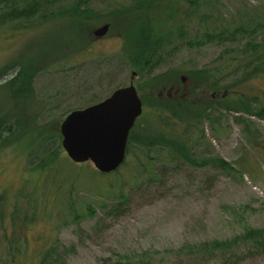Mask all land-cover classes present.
<instances>
[{
	"label": "rangeland",
	"instance_id": "obj_1",
	"mask_svg": "<svg viewBox=\"0 0 264 264\" xmlns=\"http://www.w3.org/2000/svg\"><path fill=\"white\" fill-rule=\"evenodd\" d=\"M127 2L131 0H88L97 15ZM217 9L221 16L211 29L227 25L231 30L242 23L249 24L248 31L255 26L261 28L252 37L249 32L241 39L239 35L235 43L199 46L197 37L202 34L194 35L160 52L143 71L129 56L125 57L121 38L109 32L103 38L93 36L95 30L108 24L101 21L105 20L103 16L91 21L92 29L83 38L77 35L72 38L78 30L75 23L63 16L44 22L34 18L26 27L12 28L13 24L0 27V87L18 73L20 65L35 67L32 69L35 100H26L27 91L13 98L11 92L0 88V107L7 109L10 118H38L40 125L55 121L60 129L72 111L97 104L116 89L129 86L134 72L140 97L165 99L169 90L173 88V95L174 88H179L172 85L179 83L171 82L168 88L161 84L153 87L150 79L172 70L220 69L215 79L221 80V93L227 84L235 85L232 90L240 94L233 95V99L238 100L241 95L257 96L264 108V75L240 84L246 70L244 51L248 41L264 40V0H221ZM151 12L147 8L136 15L145 21L154 17ZM157 16L159 23L155 28L164 33L165 18L162 14ZM226 60L229 67H221ZM180 84L182 91L178 95L185 99L189 90L193 98L187 79ZM206 92L212 95L213 90ZM147 111L145 108L140 118H145ZM220 114L224 119L217 133L205 124V138L194 152L199 159L219 157L227 161L229 170L213 166L197 168L186 163L168 167L159 164L151 167V174L141 181L124 188L126 201L122 202L113 196L111 186L119 184L118 176L99 174L92 163L80 165L77 171L81 179L75 185L80 192L73 195V209L66 212L65 222L61 221L58 229L57 223L54 227L52 244L62 256L52 264H122L123 256L137 257L143 253L151 254V264H264V254H252L250 244L243 239L229 253L209 260H191L173 253L186 245L240 238L247 228H264V149L259 147L264 145V120L244 112H216L218 117ZM238 117L249 122L241 125ZM246 124L250 126V134L244 132ZM26 133L25 128L21 139L0 150V205L4 207V196L11 208L27 189L38 190L44 181L45 174L30 171L44 151L37 144L29 147L34 137ZM62 153L67 156L63 148ZM74 174L71 164L60 167L59 176L64 179L66 189ZM22 206L25 207V202ZM76 217L80 218L78 223L74 221ZM52 219L59 222L57 215ZM8 226L11 227L10 223ZM31 228L25 235L28 257L23 258L24 264L34 263L32 255L42 245L38 237L46 230L42 222ZM5 252L0 246V264H7Z\"/></svg>",
	"mask_w": 264,
	"mask_h": 264
},
{
	"label": "trees",
	"instance_id": "obj_2",
	"mask_svg": "<svg viewBox=\"0 0 264 264\" xmlns=\"http://www.w3.org/2000/svg\"><path fill=\"white\" fill-rule=\"evenodd\" d=\"M220 1L131 0L123 6L110 8L106 13L97 15L88 0H0V27L7 24H13L12 28L26 27V24L34 18L44 22L55 16H63L75 23V30H78L72 34V38L73 35L83 38L89 35L92 29L91 21L103 16L105 20L101 21L110 24L109 35H115L124 41L125 57L129 56L128 59L143 71L154 62L160 52L184 43L194 35L202 34L197 37L200 40L196 42L199 46L225 41L235 43L236 40L239 41V35L241 39L249 32L248 35L252 37L251 35L261 28L255 26L253 30L248 31L249 24L242 23L241 26L231 30L227 25H222L217 30L211 29V26L215 25V19L221 16L217 9ZM160 6L162 9L159 10ZM147 8L152 9L151 13L155 18L149 17L142 21L136 13L144 12ZM158 14H162L165 18L164 33L155 28L159 23ZM260 50L263 52L260 53ZM244 53L246 70L243 71V80L241 79L240 84L256 77L259 79L264 75V40L262 43L248 41ZM229 65V60H226L221 67L227 68ZM33 68L35 67L32 66L30 69L25 64L20 65L18 73L0 88L11 92L13 98L27 91L26 100H35L32 84L35 75L32 72ZM221 71L220 69L189 71L179 69L149 80L153 87L164 85V88H168L171 82L179 83L172 87H182L180 76L185 75L194 97L191 98L189 90L185 99L182 95L174 94L172 98L165 99L158 96L155 98L141 96L148 113L145 118L137 121L131 131L125 163L118 171L112 173L118 176L120 181L118 185L111 184L115 198L125 202L124 188L131 183L141 181L151 174V167L159 164L168 167L186 163L197 168L213 166L224 170L231 169L230 164L219 157L199 159L195 154L194 149L205 138V124H209L211 130L217 133L224 119L223 114H220V117L216 115L217 111L244 112L264 120V108L260 106L257 96L249 98L241 95L238 100L233 99V95L240 94L239 91L232 90L235 85L227 84L224 86V92L221 93V80L215 79ZM207 90H213L212 95H207ZM164 116L170 121H165ZM37 119L10 118L7 109L0 107V150L21 139L25 135L26 128V134L30 138L34 137L33 141L30 140L29 147L34 148L37 144L44 151L40 161L30 168L31 172L45 174L40 189L36 188L34 191L27 189V192L20 196L21 200L16 201L11 208L8 206L7 197L4 196L5 207L3 204L0 205V246L6 249L7 264H24L27 256L25 235L31 231L32 226L40 222L46 226V230L38 237L42 245L35 249L32 255L33 264H52L53 261L58 260L62 254L59 253V248L52 244L54 227L56 223V229L60 227L66 212L73 209L75 204L73 195L80 192L75 186L81 179V173L77 171L80 165L74 164L62 153V136L56 122L40 125ZM237 122L244 125L249 121L238 117ZM246 127L244 132L250 134V126L246 124ZM259 147L264 149V145ZM67 163L73 166L75 177L68 183L66 189L65 181L59 174L60 167ZM23 202L25 207L22 206ZM53 215L58 216L59 222L52 219ZM74 221L78 223L80 218L76 217ZM240 239L250 244L252 254H264V228H247L240 238L186 245L173 253L178 257L187 256L191 260H209L232 251ZM64 252H67V249H64ZM150 258L149 253L137 257L123 256L120 263L151 264Z\"/></svg>",
	"mask_w": 264,
	"mask_h": 264
},
{
	"label": "water",
	"instance_id": "obj_3",
	"mask_svg": "<svg viewBox=\"0 0 264 264\" xmlns=\"http://www.w3.org/2000/svg\"><path fill=\"white\" fill-rule=\"evenodd\" d=\"M110 25L95 30L93 36L105 37ZM116 89L105 100L84 109L72 111L62 122V148L78 165L92 163L104 175L118 171L127 159L131 131L143 115L144 104L134 84ZM183 82L186 78L183 77ZM172 90L168 96L172 97Z\"/></svg>",
	"mask_w": 264,
	"mask_h": 264
},
{
	"label": "flooded vegetation",
	"instance_id": "obj_4",
	"mask_svg": "<svg viewBox=\"0 0 264 264\" xmlns=\"http://www.w3.org/2000/svg\"><path fill=\"white\" fill-rule=\"evenodd\" d=\"M174 90H175L174 95H178V93L182 91V90H180V87L179 88H174ZM170 98H172V97H170Z\"/></svg>",
	"mask_w": 264,
	"mask_h": 264
}]
</instances>
